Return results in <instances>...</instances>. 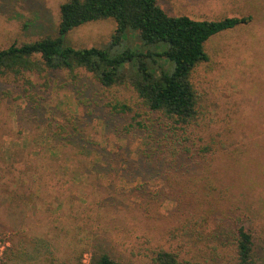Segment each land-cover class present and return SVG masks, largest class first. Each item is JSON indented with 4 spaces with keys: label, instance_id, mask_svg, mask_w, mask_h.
<instances>
[{
    "label": "rangeland",
    "instance_id": "obj_1",
    "mask_svg": "<svg viewBox=\"0 0 264 264\" xmlns=\"http://www.w3.org/2000/svg\"><path fill=\"white\" fill-rule=\"evenodd\" d=\"M66 1L0 0V49L13 43L57 35L60 7ZM158 1L168 15H187L195 20L259 13L255 23L238 27L208 42L206 48L210 61L202 66L197 79L206 93V105L209 106L210 112L207 113L199 133L197 132L195 137L187 133L186 137L195 138L196 144L214 137L218 142L211 159L214 167L239 163L246 171L244 178L237 177L227 183H242L246 190L239 193L240 186H237L236 194L231 199L236 201L229 199L221 209L228 212L233 208L234 212L250 214L245 227L251 230L255 237V259L259 264H263L264 0ZM116 29L114 19L89 23L66 34L63 37L64 46L74 49H108ZM160 46H146L140 40L138 32L128 31L122 44L112 52L114 55L127 49L144 53L156 52ZM146 61L154 72L161 71L165 62L159 57H148ZM170 68L173 69V64ZM124 69L133 73L130 65H126ZM61 78L60 74L54 75L52 87L35 96L39 99V104L35 97L31 100L33 106L42 107L43 115L39 117V121L25 113L29 105L25 89L4 84L0 86V168L4 177L0 181V264L1 261L2 264H46L48 260L77 264L78 255L82 251L79 263L81 264L85 254L92 255L94 245L90 247L86 243L80 244V236H89L99 244L98 246H102L105 252L127 264H148V259L144 257L147 255L139 253L140 245L146 243L147 236L151 243L146 244V247L154 245L173 248L180 253L183 260L192 261L197 257V260L205 264H229L228 256L231 254L230 244L233 238L231 228L229 230L223 225L211 233L202 230L198 234L194 231H186L183 236L179 234L182 220L192 217L194 211L190 207H187V210L182 209L184 202L178 199V191L188 187V180L194 178L196 172H200L199 163L195 166L192 159L188 163L183 159L171 168L168 163L162 164V168L155 172V164L147 159L149 173H137L141 171L140 163L146 161L139 153L140 149L145 148L143 138L135 139L131 136L127 146L114 133L105 130L101 119L91 117H87V122L81 126V130L87 142L100 144L101 152L108 163L114 159L113 166L117 168L108 172L111 176L115 173L113 177L102 171L101 175L96 174L91 178L84 175V180H79L80 174L93 171L87 165L80 166L79 160L84 161V155H87L90 164L98 163L99 159L93 150L79 148L82 150L81 155L75 154L65 145V142L74 144L68 135H61L64 141L56 151L46 147L45 136L51 123L64 124V118H71L72 115L78 119L84 117V109L80 107L84 105L78 104L68 82ZM87 80L92 81L91 78L85 79L86 82ZM35 82L37 87L40 86L38 79H35ZM91 83L97 86L94 82ZM39 90L38 88L37 91ZM90 93L91 100L84 103L93 106H103L109 97L134 100L133 93L125 87H115L105 92L96 88ZM81 122L83 124L84 120ZM54 131L56 132L57 128ZM172 136L175 137L170 133L169 146L174 142ZM200 138L203 141H198ZM163 141L166 142L164 139ZM189 144L191 146V143ZM124 145L130 146L131 149L123 147ZM65 152L73 154L68 156ZM10 154H13L14 158L20 154L27 166L31 165L32 168L40 154L56 156L52 159L61 164V170L56 175H60L59 179L64 180V183L60 186L59 180L60 192L55 190V195L59 196L61 193L65 202L64 208L56 204L47 205L49 201L54 200L52 197H48L49 200L45 203L47 206L40 200L27 204L14 203L13 196L11 198L7 190L8 185L22 180L24 176L19 172L11 175L8 171L5 158H9ZM76 155L78 158L76 157L75 164L67 165L68 157L73 158ZM162 156L163 153H160L157 159ZM158 162L165 163L163 160ZM240 170L237 166L236 173ZM112 178L116 182L114 187L111 185ZM140 187L142 198L137 192ZM167 188L170 190V199H166L164 194ZM155 192L159 193L158 196ZM154 195L159 198L158 203L151 199ZM146 206L151 208L150 219L146 215ZM235 207L239 208L234 209ZM113 211H116L117 215L112 214ZM98 213L101 217L97 216ZM221 216L215 214L214 218ZM224 218L226 217L223 216L224 221L231 222ZM15 220H22L24 223L27 230L24 236L15 232ZM79 225L85 228L81 235L76 228ZM56 226L58 230L53 229ZM36 240L40 241L39 245L35 246ZM206 243L220 246V256L210 254Z\"/></svg>",
    "mask_w": 264,
    "mask_h": 264
},
{
    "label": "trees",
    "instance_id": "obj_2",
    "mask_svg": "<svg viewBox=\"0 0 264 264\" xmlns=\"http://www.w3.org/2000/svg\"><path fill=\"white\" fill-rule=\"evenodd\" d=\"M258 17L259 13L232 18L195 20L187 15L176 17L168 15L158 0H67L60 7L57 35H46L29 42L13 43L7 48L0 49V86L4 84L25 89L26 99L29 102L25 113L34 116L39 121L43 110L41 106L32 105L33 97L39 92L43 93L45 89H50L53 76L56 74L62 75V78L68 82V86L76 95L78 104L84 105L80 106L84 109V117L78 119L72 115L73 117L67 118L66 114H63L65 123L50 124L45 136V145L52 151H56L59 144L64 141L61 135H68L74 144L65 142V145L75 154L81 155L82 150L79 148L96 151L98 163L90 164L87 155L83 156L84 161L79 160L80 166L87 165L93 170L91 173L80 174L79 180L81 181L84 180V175L91 178L96 174L101 175L102 171L107 172L109 176L108 172L117 168L113 166V158L109 163L107 162V158L99 147L100 144H91L85 140L81 126L85 125L87 117L101 119L105 130L108 129L109 132L114 133L127 146L131 136L135 139L143 138L145 148L140 149L139 153L146 158V161L140 163L139 169L142 172L137 173H149L150 167L147 159L155 164L153 168L155 172L162 168V164L167 165L168 163L171 168L183 159L187 163L192 159L195 166L199 163L200 172H196L195 177L188 180V187L180 188L178 191V199L184 202L182 209L187 210V207H190L194 211L192 217L189 216L182 220L183 225L179 229V234L183 236L186 231H194L198 234L202 230L211 233L218 226L226 225L228 229L233 230L228 263L259 264L255 259V237L251 230L245 227L250 214L234 212L233 208H230L228 212L221 209L229 199L234 197L237 186H240L239 193L246 190L242 183L227 184L234 178H244L246 171L239 163L214 167L211 159L218 146L214 137L210 140L206 139V142H198V144L195 138L186 137L187 133L193 137L197 132L199 133L207 113L210 112L209 106L206 105V93L197 79L202 66L210 61L206 48L208 42L238 27L253 24ZM108 19H114L117 24L108 49H74L64 46L63 37L66 34L86 24ZM128 31L138 32L140 40L146 46L162 45V47L160 46L156 52L144 53L127 49L114 55L112 51L122 44ZM148 57L164 59V70L154 72L146 61ZM172 64L173 69L170 68ZM126 65L131 66L133 73L124 69ZM87 78H91V82L97 86L88 80L86 82ZM35 79L39 80L40 86L37 87ZM115 87L128 88L133 93L134 100L110 99L109 97L103 106L84 103L91 100V90L101 88L105 92ZM35 88L36 91H34ZM38 88L39 91H37ZM36 99L39 104V99ZM81 120H84L83 124ZM170 133L171 135L173 133L175 137L172 136L174 142L169 146ZM198 141L203 140L200 138ZM127 146L123 147L131 149ZM180 146L182 148H179ZM160 153H163V156L157 159ZM65 154L69 156L73 153L65 152ZM77 155L73 158L68 157L67 165L68 163L75 164ZM55 157L53 154L49 156L40 154L33 168L31 165L27 166L24 157L20 154L15 158L13 154L5 158L11 175L19 172L24 176L22 180H16L8 185L7 190L11 198L13 196L14 203L27 204L40 200L45 204L49 200L48 197H52L54 200L49 201L47 205L56 204L64 208L65 202L61 193L59 196L55 195V190L60 192L58 187L60 175L56 174L61 170V164L52 159ZM159 160L165 163H159ZM31 162L34 161L31 160ZM83 162L85 164H82ZM237 166L241 169L238 173H236ZM114 175L115 173L110 177ZM3 179L0 168V181ZM63 183L64 180H60V186ZM111 183L114 187L116 184L114 178ZM60 189L63 192L62 187ZM137 192L142 198L141 187L137 189ZM154 194L158 196L159 193ZM164 194L166 199H170L168 188L165 189ZM155 195L151 199L158 203L159 198ZM145 211L147 218L150 219L151 208L146 206ZM112 214L117 215L116 211ZM215 214L222 216L214 218ZM97 216L101 217V214L98 213ZM223 216L231 222L224 221ZM214 220L216 222H213ZM21 221L15 220V232L19 236H24L27 230ZM76 228L79 235L85 232L82 225ZM53 229L58 230V227H53ZM172 239H174L173 236ZM39 241H35V246L39 245ZM79 241L80 244L86 243L90 247L94 245V250L91 251V264H127L105 252L104 248L98 246L99 244L89 236H80ZM145 241L146 243L140 245L139 253L147 255L144 257L148 259V264H205L197 260V257L192 261L183 260L180 253L173 248L154 245L146 247V244L151 243L148 236L145 237ZM205 245L210 254L220 256L219 253L222 252L219 249L220 246L207 243ZM82 254L81 251L77 264L80 263ZM46 264L66 263L48 260ZM206 264L209 263L206 262Z\"/></svg>",
    "mask_w": 264,
    "mask_h": 264
},
{
    "label": "built area",
    "instance_id": "obj_3",
    "mask_svg": "<svg viewBox=\"0 0 264 264\" xmlns=\"http://www.w3.org/2000/svg\"><path fill=\"white\" fill-rule=\"evenodd\" d=\"M91 261H92V255L91 254H85L83 256L81 264H91Z\"/></svg>",
    "mask_w": 264,
    "mask_h": 264
}]
</instances>
